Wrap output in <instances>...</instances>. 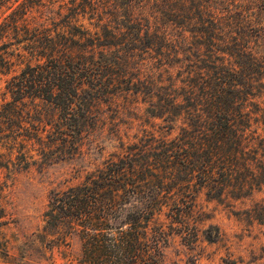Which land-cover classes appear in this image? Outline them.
I'll return each instance as SVG.
<instances>
[{
    "label": "trees",
    "instance_id": "obj_1",
    "mask_svg": "<svg viewBox=\"0 0 264 264\" xmlns=\"http://www.w3.org/2000/svg\"><path fill=\"white\" fill-rule=\"evenodd\" d=\"M64 11L94 19L91 42L61 33ZM2 76L0 167L26 169L34 150L41 165L75 154L122 94L148 104L141 146L115 128L123 152L50 198L44 230L65 243L77 233L83 263L169 264L172 236L208 230L201 195L225 202L264 186V113L251 106L264 90L259 13L208 0H0ZM253 211L264 224V201Z\"/></svg>",
    "mask_w": 264,
    "mask_h": 264
},
{
    "label": "rangeland",
    "instance_id": "obj_2",
    "mask_svg": "<svg viewBox=\"0 0 264 264\" xmlns=\"http://www.w3.org/2000/svg\"><path fill=\"white\" fill-rule=\"evenodd\" d=\"M209 1L216 10L223 11L230 4L233 8L246 9L254 15L259 13L264 28V0ZM43 10L42 14L34 13L36 18L40 14L48 17V22L54 19L53 12ZM153 10L150 3L144 14H151ZM67 13L64 11L57 19L61 33L82 39L85 43L91 42L90 37L94 36L95 31L92 24L94 19L84 14L69 23ZM48 27L54 29L55 25L49 23ZM189 37L192 39L190 33ZM223 55L230 56L228 53ZM113 58L116 61L114 71L120 72L119 63L124 62L116 60L114 55ZM154 60V65H157V60ZM147 63L151 64L153 60ZM135 71L130 67L123 74L132 77ZM7 78L9 76L0 79V94L5 89ZM130 93L101 105L98 120L101 129L86 135L81 149L75 154L62 157L58 153L61 158L50 156L52 162L41 165V156L34 150L32 154L38 162L30 167L20 170L12 166L0 167V264H86L81 261L79 235L72 233L67 243L53 241L55 238L44 230L45 212L52 195L83 181L87 172L102 164L111 154L123 152L121 140L113 134L115 128L121 129L124 141L128 142L130 137L139 146L142 145L141 138L145 137L143 130L150 129L153 121H147L148 104L143 102V95L137 97ZM251 106L258 112V117L264 113V90ZM261 201H264V186L250 196L227 199L225 202L209 201L201 195L198 206L205 212L203 229L208 230L187 237L172 236L164 248V260L169 264H264V224L255 218L253 211L254 205ZM209 234L215 241L207 240ZM5 246L9 255L4 253Z\"/></svg>",
    "mask_w": 264,
    "mask_h": 264
}]
</instances>
